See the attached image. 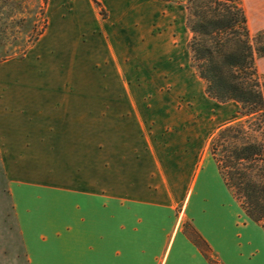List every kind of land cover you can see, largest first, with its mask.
<instances>
[{
    "label": "crops",
    "instance_id": "crops-1",
    "mask_svg": "<svg viewBox=\"0 0 264 264\" xmlns=\"http://www.w3.org/2000/svg\"><path fill=\"white\" fill-rule=\"evenodd\" d=\"M77 3L70 20L81 28L141 24L136 39L156 40L150 26L162 8L157 0ZM258 68L264 74V65ZM17 85L19 108L7 113L2 106L0 153L13 155L3 164L26 264H264V229L245 215L209 146L198 144L201 130L159 124L164 98H95L85 129L81 92L53 109L52 93L35 92L51 91L53 83ZM206 98L196 106L210 109ZM221 105L227 117L237 115V103ZM106 121L129 128L103 144ZM147 121L154 122L149 131ZM192 121L193 114L184 119ZM101 153L113 155L103 164L107 178L100 177ZM59 168L66 175L58 176Z\"/></svg>",
    "mask_w": 264,
    "mask_h": 264
},
{
    "label": "rangeland",
    "instance_id": "rangeland-1",
    "mask_svg": "<svg viewBox=\"0 0 264 264\" xmlns=\"http://www.w3.org/2000/svg\"><path fill=\"white\" fill-rule=\"evenodd\" d=\"M157 1L162 8L150 26L157 41L148 42L136 39L139 37L136 34L145 29L141 24L81 28L70 20L77 0H47L45 5L43 0H0V118L2 106L7 111L19 108L15 98L23 91L17 83H53L51 91H35L52 93L53 109L60 107L67 94L81 92L85 129L91 125L86 115L91 113L95 98L103 104L102 99L108 97H162L168 105L159 124L166 130H193L195 134L201 130L197 142L208 149L217 128L238 114L227 117L226 106L213 100L210 109L196 106L207 96L204 83L190 65L187 0ZM242 1L254 35L264 28V0ZM100 14L106 17L105 12ZM123 33L130 40H123ZM258 65L262 67L264 60ZM169 114L175 121H167ZM188 114H193L191 125L184 122ZM153 124V121L144 123L147 131ZM127 128L129 124L123 121L101 122V142L114 141L120 135L115 131ZM12 156L0 153V264H26L3 164L7 160L11 163ZM111 156L100 155L101 178H107L103 164L107 165ZM65 172L56 170L58 176L66 175ZM119 175L122 177V172Z\"/></svg>",
    "mask_w": 264,
    "mask_h": 264
},
{
    "label": "trees",
    "instance_id": "trees-1",
    "mask_svg": "<svg viewBox=\"0 0 264 264\" xmlns=\"http://www.w3.org/2000/svg\"><path fill=\"white\" fill-rule=\"evenodd\" d=\"M185 8L190 65L206 96L238 105V117L212 135L210 154L245 215L264 229V28L251 33L242 0H187Z\"/></svg>",
    "mask_w": 264,
    "mask_h": 264
}]
</instances>
